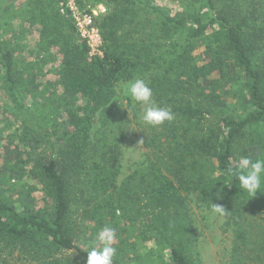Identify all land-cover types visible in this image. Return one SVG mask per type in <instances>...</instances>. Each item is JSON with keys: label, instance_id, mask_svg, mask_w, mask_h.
Here are the masks:
<instances>
[{"label": "trees", "instance_id": "1", "mask_svg": "<svg viewBox=\"0 0 264 264\" xmlns=\"http://www.w3.org/2000/svg\"><path fill=\"white\" fill-rule=\"evenodd\" d=\"M135 1L78 0L80 7H106L94 20L102 56L86 61L88 48L69 24V33L56 43L62 93L53 101L54 116H45L34 100L26 103L27 84L15 69L12 53L0 44V90L17 111L42 124L47 118L51 127L42 138L36 126L22 130L20 140L30 147L24 160L30 166L24 173L40 186L43 205L23 204L22 198L3 192L7 188L0 190V264H61L57 256L68 250L86 262L87 252L75 241L89 224L92 235L106 226L115 228L119 246L123 238L133 242L143 227L159 240L168 237L158 234L169 221L179 231H191L190 199L209 209L222 206L226 219L237 227L229 264H244L235 252L248 251L253 263L264 264V227L255 232L260 237H251L246 220L264 210V182L249 196L235 176L240 157L264 159V138L257 134L252 141L246 135L264 125V0H190L194 11L182 17L148 6L156 28L187 32L168 71L153 74L147 83L153 100L170 108L174 119L147 126L142 141L148 152L141 167L118 181L120 133L130 112L134 117L137 112L131 100L130 112L121 109L117 87L134 77L137 63L113 44L118 25L128 15L125 5ZM231 105L241 110L238 115H228ZM53 120L59 123L53 126ZM52 137L51 146L46 139ZM39 144L50 154L35 152ZM18 163V169L24 167ZM190 244L196 246L192 237ZM187 247L170 245L167 263L199 264ZM125 254L116 252L113 264H122Z\"/></svg>", "mask_w": 264, "mask_h": 264}, {"label": "rangeland", "instance_id": "2", "mask_svg": "<svg viewBox=\"0 0 264 264\" xmlns=\"http://www.w3.org/2000/svg\"><path fill=\"white\" fill-rule=\"evenodd\" d=\"M125 6L128 7V15L123 18L121 26L118 25L117 41L113 44V48L137 63L134 77L117 87V99L122 106L121 109L130 112L127 103L131 98L125 95L124 86L134 79H143L149 83L148 80L153 74L167 72L169 64L181 52L187 38L186 30L173 31L162 26L156 28L154 15L148 10V6L158 7L163 12L182 17L194 11V3L190 0H136ZM78 8L95 9L98 14L96 17L106 11L105 5L101 3L85 7H80L78 4ZM69 24L75 28L69 10L59 0H0V44L2 48L12 53L15 69L22 73L27 84L29 96L25 97L26 103L30 105L31 100H34V105L37 104V108L40 112H44L45 116H54L57 113L53 101L62 91L58 83L60 57L57 55L56 43L63 35L69 33ZM78 38L83 42L80 36ZM92 59L87 53L86 61L90 62ZM132 105L136 108V117L130 112L129 121H126L120 133L121 156L116 163L119 166L118 181L141 167L148 152L143 147L142 141V134L149 131L141 120L144 106L133 101ZM230 109L228 115H238L241 111L234 105H231ZM26 115L28 114L13 108L9 98L0 90V190L7 188L9 191L3 192L10 193L15 199H24H21L23 204L41 207L44 194L34 179L24 173V169L30 166L29 160L27 163L24 162L27 154L30 153V147L21 142L20 136L25 125L36 126L35 133L38 138H42L45 133H51V127L47 118L46 124H42L41 119L40 121L38 118L31 119ZM58 123V120H53L51 124L54 126ZM257 134L264 138L263 124L246 132L252 141L257 139ZM46 140L51 146L55 141L53 137ZM34 143L35 141L30 146H34ZM36 149L38 151L35 152H41L42 155L50 154L48 147L44 145H36ZM18 162L24 164V167L18 169ZM187 208L194 220L191 231L185 228L179 231V228L174 227L168 220L166 229L158 234L168 237H163L161 240L157 235H152L153 231H149L146 227L136 232L131 243L127 238H123V245L119 246V242L115 239L113 247L116 252L121 255L127 253L123 255L122 264H168V251L172 244L179 248L188 246V254L194 256L199 264H229L234 258H231V251L236 248L234 244L237 227L226 219L227 213L220 215L192 199L188 201ZM246 220L251 237L253 234L260 237L261 234L255 232L261 231V227H264V210L249 214ZM92 226L93 224H89L75 241L76 246L82 251H90L95 246L98 232L92 235L90 230ZM177 231L179 234L176 236ZM190 237L194 238L196 246L190 244ZM235 254V257L241 260L243 256L244 264L249 260V264H256L251 261L254 257L249 251L246 254L239 252ZM57 257L62 261L61 264H86L82 260L84 258L75 250L64 251Z\"/></svg>", "mask_w": 264, "mask_h": 264}, {"label": "clouds", "instance_id": "3", "mask_svg": "<svg viewBox=\"0 0 264 264\" xmlns=\"http://www.w3.org/2000/svg\"><path fill=\"white\" fill-rule=\"evenodd\" d=\"M125 95L131 101L144 106L141 116L142 122L150 127H158L174 119V114L168 107H163L153 100V91L143 79H134L124 86ZM235 176L242 190L249 196H255L264 182V159L253 161L249 157H240ZM212 211L225 215V210L220 205L212 204ZM116 239V229L102 228L95 237V246L87 251L86 264H113L116 249L113 244Z\"/></svg>", "mask_w": 264, "mask_h": 264}, {"label": "built area", "instance_id": "4", "mask_svg": "<svg viewBox=\"0 0 264 264\" xmlns=\"http://www.w3.org/2000/svg\"><path fill=\"white\" fill-rule=\"evenodd\" d=\"M69 10L75 24L76 32L86 44L91 58L102 56V39L94 18L98 15L95 9L80 10L78 0H59ZM101 8V6H99Z\"/></svg>", "mask_w": 264, "mask_h": 264}]
</instances>
